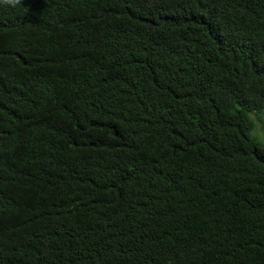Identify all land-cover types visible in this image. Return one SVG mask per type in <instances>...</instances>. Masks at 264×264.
I'll use <instances>...</instances> for the list:
<instances>
[{
	"label": "trees",
	"instance_id": "trees-1",
	"mask_svg": "<svg viewBox=\"0 0 264 264\" xmlns=\"http://www.w3.org/2000/svg\"><path fill=\"white\" fill-rule=\"evenodd\" d=\"M251 112L264 0L0 6V264H264Z\"/></svg>",
	"mask_w": 264,
	"mask_h": 264
},
{
	"label": "clouds",
	"instance_id": "clouds-1",
	"mask_svg": "<svg viewBox=\"0 0 264 264\" xmlns=\"http://www.w3.org/2000/svg\"><path fill=\"white\" fill-rule=\"evenodd\" d=\"M0 6L16 8L17 6H22V0H0ZM248 120L252 125L248 135L253 140V143L264 152V115L258 117L255 112H251L248 115Z\"/></svg>",
	"mask_w": 264,
	"mask_h": 264
},
{
	"label": "rangeland",
	"instance_id": "rangeland-1",
	"mask_svg": "<svg viewBox=\"0 0 264 264\" xmlns=\"http://www.w3.org/2000/svg\"><path fill=\"white\" fill-rule=\"evenodd\" d=\"M262 115H264V112H263V113H260V114H258V117H260V116H262Z\"/></svg>",
	"mask_w": 264,
	"mask_h": 264
}]
</instances>
